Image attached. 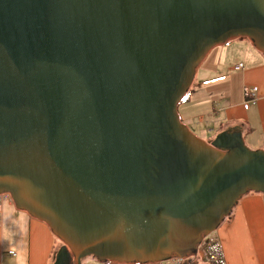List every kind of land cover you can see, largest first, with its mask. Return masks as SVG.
<instances>
[{
  "label": "water",
  "instance_id": "1",
  "mask_svg": "<svg viewBox=\"0 0 264 264\" xmlns=\"http://www.w3.org/2000/svg\"><path fill=\"white\" fill-rule=\"evenodd\" d=\"M264 54V0H0V195L63 243L55 264L197 255L264 150L178 107L217 46Z\"/></svg>",
  "mask_w": 264,
  "mask_h": 264
},
{
  "label": "crops",
  "instance_id": "2",
  "mask_svg": "<svg viewBox=\"0 0 264 264\" xmlns=\"http://www.w3.org/2000/svg\"><path fill=\"white\" fill-rule=\"evenodd\" d=\"M247 41L228 42L207 55L178 107V114L182 124L189 128L196 125L200 138L211 136L208 142L214 141L223 132L239 130L245 144L254 146L255 150H264V54ZM219 49L221 53L217 55ZM229 49L237 50L233 59V64L236 63L234 69L226 75L210 77L213 68L221 67V63L214 62L215 55L222 60ZM239 65L243 68L236 70ZM224 77V81L240 83L239 93L233 96L230 88L225 87L226 100L220 99L218 105L209 102L211 97L203 99V92L211 93L207 87L217 84ZM254 88L258 89L256 102L246 109L245 104ZM196 116L207 119L206 129L202 127L204 119L198 123ZM214 236L224 248L223 264H264V194L250 192L243 196ZM58 242L46 223L18 210L9 195L0 198V264H55ZM187 263L190 262L183 264Z\"/></svg>",
  "mask_w": 264,
  "mask_h": 264
},
{
  "label": "rangeland",
  "instance_id": "3",
  "mask_svg": "<svg viewBox=\"0 0 264 264\" xmlns=\"http://www.w3.org/2000/svg\"><path fill=\"white\" fill-rule=\"evenodd\" d=\"M235 40H241V39H235ZM235 40H233V41H235ZM248 42V41H247ZM250 42V41H249ZM222 46V45H221ZM217 47H220V46H217ZM217 47H215V48H217ZM214 48V49H215ZM220 50L221 49H219L218 50V53H217V55L218 54H220L221 52H220ZM223 50V49H222ZM230 51H228L227 53H226V56H225V58H222V60L217 56V55H215V59H214V62H216V63H221V67L220 68H218L217 69V67H216V69L215 68H213V72L210 74V77H215V76H218V77H220V76H222V74H228V73H230L233 69H234V66L236 65V63L235 64H233V59L237 56V50H234V49H229ZM213 51V50H212ZM217 52V51H216ZM216 52H215V54H216ZM231 75V74H230ZM225 78L226 77H224V79H222L221 81H218V83L217 84H215V85H212V86H208L207 87V90L210 92L211 91V93H213V95L212 96H210V94L211 93H206V91L205 92H203V99H206V98H210L211 97V100H209V102L211 101L214 105H218L219 104V102H220V99H224V100H226V91H227V89H225V87L226 88H230V90H231V92H233V96L235 95H237L238 93H239V91H240V83H236V82H229L228 80H226V81H224L225 80ZM228 84H227V83ZM233 83V84H232ZM228 88V89H229ZM210 102V103H211ZM211 103V104H212ZM182 112H184L185 111V109H183L182 108V110H181ZM197 117V116H196ZM199 119V120H198ZM204 119V125H202V127H204L205 129H206V127H207V125H206V123H207V119L204 117V116H201V117H197V122L198 123H200V120H203ZM186 126V125H185ZM188 129H189V131H191L195 136H197L199 139H201V140H203V141H205V142H208V140L209 139H211V136H210V138H208V137H206L205 139L204 138H200L198 135H199V132L197 131V130H195L196 129V125H193V126H191L190 128H189V126H186ZM246 146H247V148L248 149H250L251 151H256L255 149H254V146H250V144H246ZM58 251L64 246L63 245V243L58 239ZM202 246V245H201ZM201 255V256H200ZM194 261H196L198 264H207L206 263V261L204 260V258H202V254H201V252H200V246H199V248H198V253H197V255L196 256H194V257H192V258H189L188 260H186L185 261V263L186 262H190L189 264H195V262ZM193 262V263H192ZM82 264H99V262L96 260V259H90L89 257H87V258H85V259H83V261H82ZM188 264V263H187Z\"/></svg>",
  "mask_w": 264,
  "mask_h": 264
},
{
  "label": "built area",
  "instance_id": "4",
  "mask_svg": "<svg viewBox=\"0 0 264 264\" xmlns=\"http://www.w3.org/2000/svg\"><path fill=\"white\" fill-rule=\"evenodd\" d=\"M243 65H239L236 67V70H241ZM258 91L257 88L253 89L251 93V97L248 99L247 103L245 104V108L249 109L251 103H255V94ZM5 195H0V198ZM215 233V232H214ZM214 233L207 235L202 240L200 246V252L202 254V258L206 261L207 264H223L225 259V253L223 245L221 244L220 240L214 236ZM202 245V246H201ZM198 246V248H199ZM198 250V249H197ZM12 255H15L12 253ZM201 256V255H200ZM185 261L177 258H171L162 262V264H183ZM99 264H111V262H104Z\"/></svg>",
  "mask_w": 264,
  "mask_h": 264
}]
</instances>
